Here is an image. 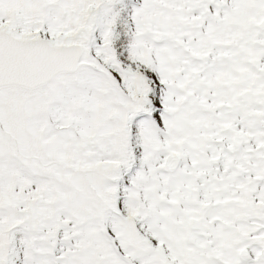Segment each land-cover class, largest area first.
Wrapping results in <instances>:
<instances>
[{
    "label": "snow or ice",
    "instance_id": "1",
    "mask_svg": "<svg viewBox=\"0 0 264 264\" xmlns=\"http://www.w3.org/2000/svg\"><path fill=\"white\" fill-rule=\"evenodd\" d=\"M0 264H264V0H0Z\"/></svg>",
    "mask_w": 264,
    "mask_h": 264
}]
</instances>
